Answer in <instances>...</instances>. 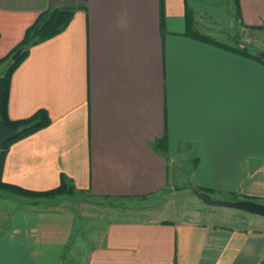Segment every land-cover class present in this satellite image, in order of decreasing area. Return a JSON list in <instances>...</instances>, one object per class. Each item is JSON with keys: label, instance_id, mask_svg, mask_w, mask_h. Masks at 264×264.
Segmentation results:
<instances>
[{"label": "crops", "instance_id": "0c3cea01", "mask_svg": "<svg viewBox=\"0 0 264 264\" xmlns=\"http://www.w3.org/2000/svg\"><path fill=\"white\" fill-rule=\"evenodd\" d=\"M211 1L0 0V59L43 11L73 12L62 32L30 47L12 75L9 118L44 109L50 122L9 145L2 180L46 191L64 177L82 194L144 199L169 188L171 160L186 155L195 188L264 201V63L249 47L243 54L186 34L188 11L197 24L226 23L203 11ZM232 2L227 21L244 36L234 43L245 47L253 34L264 44V0ZM6 194L0 264L77 259L73 210ZM160 212L99 226L82 245V264L264 262L262 216L210 210L169 219Z\"/></svg>", "mask_w": 264, "mask_h": 264}, {"label": "rangeland", "instance_id": "374dc122", "mask_svg": "<svg viewBox=\"0 0 264 264\" xmlns=\"http://www.w3.org/2000/svg\"><path fill=\"white\" fill-rule=\"evenodd\" d=\"M232 0H212L209 3H203L202 9L214 10L215 13L221 14L225 19H231L233 10ZM215 24L210 21H200L198 24L195 22V28L205 36L216 37L219 42H222L231 46L241 39L244 40L243 32L240 29H234L236 25L228 23ZM247 36V35H246ZM255 35H251L250 42H247V48L252 52H264V44H261L259 38H255ZM216 40L215 38H213ZM237 40V42L234 40ZM256 39V40H254ZM240 46H242L240 44ZM171 185L161 195H155L144 199H115V198H101L93 196L87 192L78 193L75 197H59L57 199H47L46 202L53 203V206L63 208L66 210H73L76 214V241H79V246L76 250V258L67 260V264H82L84 255L85 243H90L94 234L99 230V226L108 223L112 220L122 218H136L137 215L146 214L154 210L162 209L160 215L169 219H177L181 215L186 214L192 216L198 213H202L204 217L209 216L210 210H227L233 214H240L243 216H251L245 211L238 210L235 208H225L218 206H211L205 204L197 196V188H195L194 171L195 166L190 157H183L182 160H171ZM7 192L0 189V195L6 194ZM219 194H213L214 199L229 200L218 196ZM7 198L8 195H5ZM0 201V208L10 206L8 202L3 203ZM15 200H11V206H13ZM42 203V202H41ZM15 205V204H14ZM43 205V204H39ZM49 205V204H48ZM47 205V206H48ZM43 206H46L43 205ZM50 206V207H53ZM214 208V209H213ZM190 212V213H186ZM191 216V217H192ZM3 215L0 214V222ZM82 241V242H81ZM81 242V243H80Z\"/></svg>", "mask_w": 264, "mask_h": 264}, {"label": "trees", "instance_id": "16d2710c", "mask_svg": "<svg viewBox=\"0 0 264 264\" xmlns=\"http://www.w3.org/2000/svg\"><path fill=\"white\" fill-rule=\"evenodd\" d=\"M72 14L73 12L67 9H47L43 11L38 16L34 24L28 28L24 39L18 44V46H16L8 55L0 59V67L6 63H9L8 68L4 73L0 75V120L4 125L20 131L18 136L9 140L5 144L4 148L0 150V189L13 195L23 196L32 201L34 204L45 202L47 199L53 200L54 198L57 199L59 197H75L76 195H78V193H82V190H78L71 180H67L64 177H62L59 186L46 191L29 190L12 183L4 182L2 180L3 162L9 145L47 126L50 122L49 115L44 109L38 110L32 116L27 118L16 120H12L9 118L8 100L10 94L11 78L18 65L29 54L30 47L62 32L71 20ZM194 25L195 16L192 11H188L186 32L187 35L229 47L230 49L236 50L243 54L249 53L247 46H229L223 42L214 40L209 36L203 35L195 28ZM18 49H21V53L19 54L18 58L13 61L12 55ZM252 56L264 63V59L260 56L259 53L253 54ZM197 190L210 193V190L206 188H197ZM246 199L264 203L263 200L257 198L247 197ZM230 200L236 199L230 198ZM259 264H264V262H261Z\"/></svg>", "mask_w": 264, "mask_h": 264}, {"label": "water", "instance_id": "95a60500", "mask_svg": "<svg viewBox=\"0 0 264 264\" xmlns=\"http://www.w3.org/2000/svg\"><path fill=\"white\" fill-rule=\"evenodd\" d=\"M21 53V49H18L13 55L12 60H16ZM260 56L264 59V52H260ZM9 63L4 64L0 67V75L5 72L8 68ZM20 133L19 130L10 128L4 125L0 120V150L4 148L5 144L18 136ZM197 196L205 204L211 206L225 207V208H235L248 212L250 214L259 215L264 217V203L248 200V199H238V200H221L214 199L211 194L207 192L197 191Z\"/></svg>", "mask_w": 264, "mask_h": 264}]
</instances>
